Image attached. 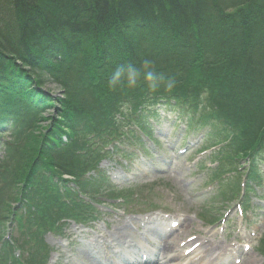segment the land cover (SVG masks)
<instances>
[{
  "label": "rangeland",
  "instance_id": "374dc122",
  "mask_svg": "<svg viewBox=\"0 0 264 264\" xmlns=\"http://www.w3.org/2000/svg\"><path fill=\"white\" fill-rule=\"evenodd\" d=\"M116 4L115 0L114 10ZM229 10H234V8L230 7ZM246 10L249 14L253 9L246 8ZM102 12H109V10ZM216 22H218L216 28L221 26L222 31L232 26L229 23L219 24L218 20ZM245 22H242L241 25ZM245 25H247L245 27L247 42L245 40L244 42L247 50L250 49L249 53L254 61H251L250 69L255 76L259 75L264 78V17H258L255 22L245 23ZM237 29L239 28H233L226 34L236 37ZM222 31L219 34H222ZM206 41L211 43L214 39L212 40L210 36ZM249 44L252 46L248 47ZM37 71L40 74L43 73ZM250 74L252 75V73ZM66 78L70 81L68 77ZM176 79L178 81L175 84H180V87H174L167 92H180V98L185 100L190 97V102H192L190 94H192L191 90L197 91L195 87L187 79L182 77H176ZM71 84L78 87L80 83L74 80ZM40 85L49 88L53 95L58 96L56 100L58 106L61 104L59 100L67 98L66 90L56 80L46 77L45 83H40ZM209 89L215 90L214 87ZM205 92L201 91V104L205 103L207 97L215 104L221 105L219 101L224 102L223 95L217 96V92L209 90ZM248 95L249 100L242 97L246 101H240L245 106L259 107L260 110L257 113L254 112L252 119L254 128L251 129L250 134H256L255 138L253 136V139L250 138L249 134V138L246 140V136L240 130L242 128L237 130L238 141L242 144L240 148L235 145L234 148L228 149L225 143H222L226 141H223V137L218 131H215L212 126L202 124L200 121L201 112L181 115L175 109L162 103L157 107L159 114L144 117L145 124L139 123L149 138L135 129L134 124L137 123L131 127V132L135 135L133 139L140 143L141 148L127 147L133 145L130 140L125 142L116 140L120 144L115 145L116 154L113 152L107 156L104 154L97 156L101 160L99 172L103 171L105 175L107 172L110 177L106 182L96 180L98 183L89 189L90 194L108 197L113 194L116 197L132 196L127 207L132 213H146L153 208H157V212L150 211L147 214L132 216L122 215V211L116 209L111 200L97 198L96 200L102 204L99 206L102 214H97L98 222L90 224L89 227L76 224L74 221L59 225L58 217L53 218L52 213L45 211L42 217L39 216L34 221L32 218L26 219L23 235L44 239L40 243H45L51 250L46 264H90L91 256L98 259L100 257L104 264H129L124 261L128 255L141 260L144 252L156 253V260L159 264H264V185L258 187V183L254 181L250 184L251 191L246 196L247 200L241 196L245 189L247 169L253 163V154L261 152L259 145H253L251 142L258 136L260 137L264 131V124L261 125L264 123V93L261 96H254L249 92ZM48 103L51 107H46L42 111L29 110L26 116H22L23 121L18 115L14 128L11 130L13 124H10L8 132H6L8 134H3L5 140L11 141L14 139V135L11 136V133L16 131L15 141L20 144V147H16V150L10 153V157L3 162V165L9 169L3 177V180L9 182V186L3 193H8L12 189L15 193L16 191L20 193L24 171L31 163L27 155L30 153L34 155L41 140L42 131L38 132V130L41 126L47 127L58 117L57 110L53 108L54 100L51 99ZM234 103L231 101V104ZM235 104L238 102L236 101ZM93 109L98 111V108L94 107ZM226 114L229 116L228 122L238 123L228 113ZM39 115H42L43 119ZM239 115L242 117L241 113ZM115 118L118 117L115 116ZM25 119L29 121H25ZM38 124L40 126L37 127ZM121 130L127 132L125 127ZM1 131H4V128L0 127ZM44 133H46V129ZM63 137L67 141V136ZM86 137L87 132L80 131L76 136L77 144L85 143ZM175 137L177 138L174 140ZM107 140L111 143L110 137ZM95 142H98L95 137L87 140V144H91L90 147ZM245 144L248 147L246 149H244ZM10 148L13 147L10 146ZM62 149L67 150L68 143ZM3 150L4 146L2 145L0 152L2 153ZM248 150H252L253 153L244 157V160L234 159L237 156H243ZM121 151L132 154L128 163L121 160L120 155H117ZM261 153L263 154V152ZM15 155L17 157L13 159ZM144 156H149L151 160ZM74 161L73 164L78 170ZM260 175L264 179V166L261 167ZM56 181L64 184L70 179L56 178ZM1 187H4V184L0 186V189ZM120 191L122 192L119 194ZM3 201H7L6 204H9L10 198L0 196V205ZM12 206L11 203L10 207ZM83 211L92 212L93 209L84 206ZM2 212L6 213L3 210ZM149 217L150 219L156 217L158 223L153 224L152 221H147ZM9 220L7 217V221ZM174 223L178 226H173ZM166 228L168 235L173 234V238L170 240L171 245L176 246L175 250H178L182 257L180 260L174 258L176 251L163 254L159 250L166 244V238L161 234ZM18 235V231L13 233V238ZM117 236L122 237V246L117 244ZM149 239L156 241L157 245L148 246ZM196 239L200 241L197 243L199 246L191 255H186L185 251L194 245ZM34 241H36L35 238L31 244H39ZM185 243L187 244L185 245ZM41 244L39 245L43 258L49 250L43 249ZM203 244L215 246L213 255L201 256ZM139 249L140 254H136L135 251ZM28 251H22L23 261H27V258L30 257ZM16 252L17 254L21 253L18 248L15 251L3 248L0 251V255L3 256L1 262L12 258ZM139 264H145V262Z\"/></svg>",
  "mask_w": 264,
  "mask_h": 264
},
{
  "label": "trees",
  "instance_id": "16d2710c",
  "mask_svg": "<svg viewBox=\"0 0 264 264\" xmlns=\"http://www.w3.org/2000/svg\"><path fill=\"white\" fill-rule=\"evenodd\" d=\"M110 1L0 0V33L6 40L5 42L0 41V127L6 128L10 120H16L18 115L19 118L26 116L29 111L28 107L33 110L38 109L34 99L40 98V95L45 93L44 87L40 83H45V78L49 77V72L54 66L52 65L53 62H49L50 59L57 61L60 71L54 80L66 90L67 96L65 100H59L61 104L56 107L58 117L54 119L53 123L47 127L41 126L38 130V132L42 131L40 134L42 135L40 136L41 140L34 151V155H31V153L27 155L31 163L24 171L20 193H18L19 191L15 193L13 189L8 193H3L9 186V182L3 180L9 169L6 165L2 166L5 172L1 174L0 180L5 186L1 187L0 196L2 198L9 197L10 203L6 204L7 201H3L0 205V227L5 224L7 217L19 215V211L24 207L25 200L34 205L36 209L35 219L39 216L42 217L45 211H49L44 210L42 207L44 194L53 191V194L57 195L55 179H63L64 174L68 173L77 178L76 173L78 170L73 164V161L77 158H73L75 149L87 143V140L91 137L101 141L106 139V134L113 135L114 130H116L115 124L113 125L108 121H115V115L121 109L122 104H131L135 111L137 109L140 111L142 103L145 101L153 100L157 102L165 99L169 101L170 98L182 99L179 97L180 92H167L163 83L155 92H152L142 77L135 88L129 89L126 85H118L116 87L117 91L110 89L107 82L118 65L132 63L139 67L141 62L147 58L154 62L153 70L163 74L166 79L169 77H183L194 86L201 84V86L205 85L206 88L214 87V91H209L217 92V96H220L219 94L223 95L224 102L219 101L220 106L213 104V107L217 108L211 111L213 113L212 117L222 123L226 122L232 128L235 127L236 130L241 127L240 130L246 136V140L249 138L248 135L251 129L254 128L252 120L254 112L257 113L260 108L245 106L240 100L246 101L242 97L249 100V92L254 96H261L264 93V78L259 75L255 76L250 69L251 61H254L249 53L250 49L248 51L247 46H245L244 40L247 42V29L245 27L247 25L244 26V24L255 22L258 17H264V0H249L248 2L244 0L240 4H238V0H208L212 7L204 8L196 1L189 11L182 8L178 0H156L154 7L153 5L148 6V4L144 6L145 12L152 11L153 14V11H155L156 20L164 21V18L159 20L161 16L156 10L165 8L168 13V20L174 14H179L181 16L180 22L185 23L184 26L178 25L179 23L176 24L171 35L158 39L150 38L148 28L143 26L142 23L140 25L135 23L138 20H130L123 25L125 20L123 16L125 14L126 16L133 15L137 11L138 7L135 3L138 0H116L115 10L113 9L115 0H112L111 3ZM158 5L161 7H158ZM156 7L158 8L156 9ZM230 7L234 10H229ZM246 8L253 10L248 14ZM103 10H109V12L103 13ZM32 16L34 22L31 21ZM184 16H186V20L182 21ZM168 20L166 24L169 22ZM216 20L219 21V24L229 23L232 26L222 31L221 26L216 28L218 24ZM244 21L246 22L241 25ZM118 25L123 27V31H127L131 27L135 28V32L131 34L130 38L125 39V43L120 37L121 34L115 39L116 42L113 44L121 47L120 57L109 59L96 57L95 54L98 52L91 37L110 36ZM233 28H239L236 37L226 34L231 32ZM220 31H222V34H219ZM45 34L57 35L50 48L46 47L47 54L40 59V62L35 60L36 56L31 59L25 57L30 49L28 44L44 46L43 42L48 39V37H43ZM210 36L214 41L208 43L206 39ZM65 40H73L78 45L79 52L85 50L78 66L81 67L84 64V74H82V79L86 80L84 87L71 86L66 78L74 77L71 68L73 66L68 65L63 56L57 51V49H61L66 45ZM251 46L252 44L248 45V47ZM11 47L20 50L25 49L26 53H23L25 56H22L26 59L20 58L26 62L24 63L26 66L32 67L31 70H25L20 65L16 67L9 62H4L9 56L5 49H11ZM111 48L118 49L113 46ZM19 54L21 55V53ZM40 54L41 52L38 53V55ZM46 56H49L48 60ZM96 62L97 64L93 66ZM37 70L43 73L40 74ZM3 78L7 80L4 81ZM10 82L19 83L26 88L12 89L9 86ZM177 90L179 89L177 88ZM26 91H33V95L27 94ZM191 91L193 103L200 105L202 96L198 92ZM106 92L110 95L106 98H99L96 102L97 98ZM51 99L54 100V96L47 95V105ZM55 99L57 100L58 97ZM231 101L235 103L237 101L238 104H231ZM199 105L197 108H199ZM94 107L98 108V111L94 110ZM182 107L187 106L183 105ZM218 107L225 109L222 111ZM224 111L238 123L235 121L234 124L228 122L229 116ZM40 118L43 119V116H40ZM106 123L108 128H104L107 125ZM263 124L261 123V125ZM45 129L46 133H44ZM93 129L96 130L93 131ZM224 130L227 131L228 128ZM80 131L87 132L86 142L77 144L76 136ZM251 134L250 138L252 136L255 138L256 134ZM63 136H67V141L64 140ZM46 141L47 143H45ZM66 143H68V149L64 151L62 148ZM95 143L97 144V142ZM251 143L253 145L258 144L260 151L264 150V131L260 137L258 136ZM237 144L235 146L237 148L242 146L239 141ZM246 148H248L247 144L244 145V149ZM251 151L248 150L240 157H248L253 153ZM16 157L14 156L13 159ZM74 162L77 166L85 164V161L78 159ZM11 203L13 205L18 203V211H14L13 206L10 207ZM2 210L6 213L3 214Z\"/></svg>",
  "mask_w": 264,
  "mask_h": 264
},
{
  "label": "bare ground",
  "instance_id": "6f19581e",
  "mask_svg": "<svg viewBox=\"0 0 264 264\" xmlns=\"http://www.w3.org/2000/svg\"><path fill=\"white\" fill-rule=\"evenodd\" d=\"M156 0H138L136 4L137 11L133 14V15H129L126 16V14L123 16V18L125 17L124 20V24L128 23L130 20H138L135 23H139L138 25H140V23L143 24V26H145L146 28H148V31L150 32V38L152 39H158V38H162L164 36H168L171 35V33H173V29L174 26L176 24L178 25H183L184 26V22H180L181 21V16L179 14H174L172 17L169 18V20L167 19V11L165 10V8H160L158 10H156L157 13L160 14V18L159 20L164 18V21H157V17L155 16V11H153L154 13L152 14L151 12H145V7L146 4L149 5H153V7L156 5L155 3ZM179 1V5L182 8H186L187 11H189L192 8V5L197 1V4H199L202 8L204 7H212V4L208 1V0H178ZM218 1V0H217ZM241 1L244 0H238V4H240ZM136 2V1H135ZM144 2V4H143ZM154 3V4H153ZM158 7H161L160 5H158ZM156 7V9L158 8ZM176 13V12H175ZM41 17V16H40ZM183 18V17H182ZM167 20L169 21L167 24ZM186 20V16H184V18L182 19V21ZM31 21L34 22V18L33 16L31 17ZM158 22V23H155ZM202 26V24H201ZM144 27V28H145ZM145 28V29H146ZM134 27L129 28L127 31H123V27H121L120 25H118L113 32H111L110 36H105V37H100L98 38L97 36H92L91 38L93 39V42L95 44V47L97 49V52L95 54L96 57L99 58H105V59H109V58H118L120 57V50L121 47L120 46H115V39L120 37L123 39L124 43L126 42L125 39L126 38H130L131 34L133 32H135ZM147 30V29H146ZM122 32V33H121ZM43 37H48L47 40H45L44 46L42 45H36V44H28L29 46V51L27 52V56H25L23 53H26L24 50H20V49H15L13 47H11V49H5L8 53V57L4 60V62H9L10 64H12L13 66L15 65L16 67H18L20 65V67L22 69L25 70H31V66H26L24 63V60L21 59L20 57L24 58L22 55H24L25 57H27L28 59L34 58V56H36L35 60L37 62H40V59L43 58L46 54H47V49L46 47L50 48V46L53 44V42L55 41V38L57 37V35H46ZM0 41L5 42V38L4 36L0 33ZM66 45L64 47H62L61 49H57V51L61 54V56H63V58L65 59L66 63L70 66H74L77 67L80 65V62L83 58V54L84 51L79 52V48L78 45L73 41V40H65ZM114 43V44H113ZM27 46V47H28ZM111 46L118 48V49H112ZM26 47V48H27ZM110 47V48H109ZM12 50V51H9ZM41 52L40 55H38V53ZM21 53V55L19 54ZM47 60L49 59V56H46ZM26 59V58H24ZM1 61V60H0ZM49 62H53L52 65H54L52 67V69L49 72V77L51 80L55 79V76L59 73L60 68H58V64L57 61L55 59H50ZM97 64V62L93 65L95 66ZM91 64V68L93 67ZM3 80H7L5 78H3ZM9 86L12 89L15 90H20V89H25L26 87H24L23 85L16 83V82H10ZM27 92V91H26ZM27 94L29 95H33V91H29L27 92ZM47 95H50L47 91L43 94L40 95V98H35V104L38 106L39 110H44L46 109V107H48L47 105ZM173 238V234H171L170 236H166V241L168 242L167 245L165 246V248L162 249L163 252H170L173 251L175 252L174 254V258L175 260H180L182 257L179 254L178 250H175L174 244L170 245L169 241ZM215 246L213 244H203L201 246V252L203 253L204 256H210L213 255ZM90 264H102V262L100 261V259L98 258H94L93 256L90 257Z\"/></svg>",
  "mask_w": 264,
  "mask_h": 264
},
{
  "label": "clouds",
  "instance_id": "9594fccd",
  "mask_svg": "<svg viewBox=\"0 0 264 264\" xmlns=\"http://www.w3.org/2000/svg\"><path fill=\"white\" fill-rule=\"evenodd\" d=\"M153 69L154 62L147 58L141 62L139 67L132 63L118 65L107 82L108 87L114 89L118 85H126L129 89H132L137 86L142 77L152 92H155L161 83L164 84L167 91L174 89L176 83L174 78L169 77L166 79L163 74L157 73ZM128 110L129 105L127 103L121 105V111Z\"/></svg>",
  "mask_w": 264,
  "mask_h": 264
}]
</instances>
